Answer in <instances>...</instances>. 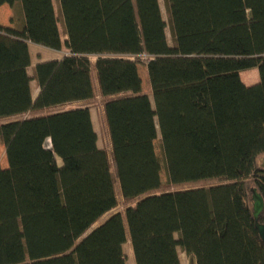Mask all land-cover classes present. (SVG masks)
Masks as SVG:
<instances>
[{"label":"trees","instance_id":"trees-1","mask_svg":"<svg viewBox=\"0 0 264 264\" xmlns=\"http://www.w3.org/2000/svg\"><path fill=\"white\" fill-rule=\"evenodd\" d=\"M52 1L0 0L20 15L0 24V118L21 117L0 125V264H126V242L135 264H264V0H164L171 45L158 0H57L63 41ZM29 44L68 53L29 75ZM93 74L114 172L88 107L50 112L93 101ZM115 180L124 212L89 231Z\"/></svg>","mask_w":264,"mask_h":264},{"label":"rangeland","instance_id":"rangeland-1","mask_svg":"<svg viewBox=\"0 0 264 264\" xmlns=\"http://www.w3.org/2000/svg\"><path fill=\"white\" fill-rule=\"evenodd\" d=\"M158 1H159V6H160L162 18L167 25V27H166L167 41H168V44L171 45L172 41H171V35H170V31H169V23H168L167 11H166V7L164 4V0H158ZM52 2H53L56 17L58 18V29L60 31L61 39L63 41V39L65 38V34H64V26H63L62 17L59 15V13H60L59 5H58L57 0H53ZM19 17H20V15H19L18 11L16 9L15 10L11 9L8 5H3L0 8V23L1 24L9 25V24H11V22L13 24H15V23L19 24L20 23ZM29 51H30V55H31V66L28 69L29 75H32V67L37 62L59 59L65 55H67V53H68L67 50L64 48V46H62L61 51L56 52V51H52L50 49L44 48L42 46H37V45H33V44H29ZM91 59L93 61V58H91ZM141 59L145 60L144 57H141ZM137 71H138L139 77L141 78V82H142V92L148 94L149 98L151 99V95L147 89L146 71H145L144 67L138 66ZM253 74L254 75L252 77L254 79H256L254 82H257L258 81L257 80L258 74H256V72L255 73L253 72ZM92 82H93V86L95 89V97H94L93 101H91L89 103L76 102V103L66 104V105L57 107L55 109H52L50 112L62 111V110H67L69 108H75V107H85V106L88 107V109L90 111V115H91L93 128L97 134V146L106 152V154L108 156V160L110 162L112 172H114V169L112 167L113 164H112V159H111V146H110V141H109V134H108V129H107V126L105 124V119H104V115H103V105H104L105 99H103L98 92V86L96 83L95 74L92 75ZM30 87H31L32 95L34 97L37 93V88H36V84L34 81L31 82ZM20 118L21 117L0 118V125L3 123H6V122L19 120ZM154 149H155L156 157H157L159 164H160V179H161V182L165 185V183H166V172H165L164 161H163V157H162V153H161L160 145H159V136L157 137V139L154 142ZM259 164L264 165V159H261L259 161ZM6 167H7V161H6L5 154H4V147L0 144V168L4 169ZM115 193H116V199H117L116 208H114L113 210H111L110 212H108L107 214L102 216L91 227V229L89 231L93 230L94 228H96L97 226L102 224L112 214L124 212L126 204L120 195L119 187H118L116 180H115ZM124 253L126 255V264H135L134 260H133L132 251H131V247H130L129 242H126V244L124 245ZM178 255H179L180 264H193L191 258L187 257L179 249H178Z\"/></svg>","mask_w":264,"mask_h":264},{"label":"water","instance_id":"water-1","mask_svg":"<svg viewBox=\"0 0 264 264\" xmlns=\"http://www.w3.org/2000/svg\"><path fill=\"white\" fill-rule=\"evenodd\" d=\"M252 200V215L254 219V227L258 235L264 243V224L259 223V217L263 211L264 203L261 195L257 193L256 189H251Z\"/></svg>","mask_w":264,"mask_h":264},{"label":"crops","instance_id":"crops-1","mask_svg":"<svg viewBox=\"0 0 264 264\" xmlns=\"http://www.w3.org/2000/svg\"><path fill=\"white\" fill-rule=\"evenodd\" d=\"M1 8V7H0ZM10 14V13H9ZM1 24V23H0ZM3 25V24H2ZM10 25V24H9ZM253 72L257 74V70L255 69H251L248 71H244L240 73V78L241 81L246 85V86H251L253 84H255L256 82H254L256 79H254L252 76L254 75ZM244 74V75H243ZM258 80V79H257Z\"/></svg>","mask_w":264,"mask_h":264}]
</instances>
